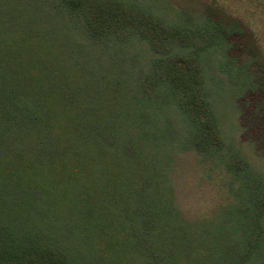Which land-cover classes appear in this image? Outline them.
Here are the masks:
<instances>
[{"label": "trees", "instance_id": "obj_1", "mask_svg": "<svg viewBox=\"0 0 264 264\" xmlns=\"http://www.w3.org/2000/svg\"><path fill=\"white\" fill-rule=\"evenodd\" d=\"M199 11L0 0V264H264V148L226 132L204 63L252 32ZM245 48L220 64L237 93L264 68Z\"/></svg>", "mask_w": 264, "mask_h": 264}, {"label": "rangeland", "instance_id": "obj_2", "mask_svg": "<svg viewBox=\"0 0 264 264\" xmlns=\"http://www.w3.org/2000/svg\"><path fill=\"white\" fill-rule=\"evenodd\" d=\"M141 2L143 0H140ZM177 9L185 12L197 14L200 8L203 9L206 3H214L221 6L228 15L236 17L250 28L254 42L249 38L236 39L229 51L217 49L211 56L205 59L206 83L208 87L213 88L214 101L218 102L220 113L226 110L225 115L228 123L225 124L226 132L237 134L240 139L241 134H247V140L254 144L259 142V147L264 148V68H258V75L261 76L255 80L253 87L247 91L235 92V86L228 77L220 71L221 63H228L233 69L244 62V49L250 48L256 44L264 56V0H168ZM227 49V50H228ZM247 50V49H246ZM256 70V67H252ZM223 85V86H220ZM215 88V89H214ZM221 97L223 99H221ZM210 100H213L212 98ZM224 101L222 103V101ZM229 105V106H228ZM224 106L228 109L223 108ZM259 139V141H257ZM264 152V149H262ZM197 191L189 192L191 206L201 207L211 200L212 193L207 188L197 196ZM206 196V197H205Z\"/></svg>", "mask_w": 264, "mask_h": 264}]
</instances>
